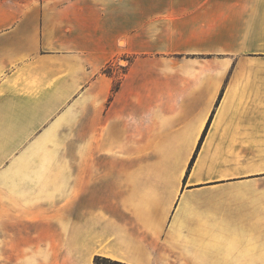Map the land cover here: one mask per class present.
Listing matches in <instances>:
<instances>
[{"label": "crops", "instance_id": "obj_1", "mask_svg": "<svg viewBox=\"0 0 264 264\" xmlns=\"http://www.w3.org/2000/svg\"><path fill=\"white\" fill-rule=\"evenodd\" d=\"M192 232L264 264V0H0V264H187Z\"/></svg>", "mask_w": 264, "mask_h": 264}, {"label": "rangeland", "instance_id": "obj_2", "mask_svg": "<svg viewBox=\"0 0 264 264\" xmlns=\"http://www.w3.org/2000/svg\"><path fill=\"white\" fill-rule=\"evenodd\" d=\"M127 65L128 64L126 59L121 58L117 62L116 67L109 66L107 67V69L104 70L105 73L116 76L118 82L115 84L114 89L119 85V77L122 74L121 68L123 69V71H125ZM115 69L117 70L116 72ZM194 156V161L190 167V163L193 160ZM214 175V151L203 150L202 147H200L199 141L195 150L187 154V176L198 177L199 179H204V177H206L208 179L214 177ZM2 250L3 249H1V253ZM166 250V252L163 251L159 256V261L161 263L169 264L170 262L177 261V259H184V248H168ZM215 260L216 247L214 232L210 235L192 232L190 235L187 236V264H216ZM94 264L116 263L110 262L107 259L101 257V259H98L97 261L95 260Z\"/></svg>", "mask_w": 264, "mask_h": 264}, {"label": "trees", "instance_id": "obj_3", "mask_svg": "<svg viewBox=\"0 0 264 264\" xmlns=\"http://www.w3.org/2000/svg\"><path fill=\"white\" fill-rule=\"evenodd\" d=\"M118 88H119V85H118L113 91H116ZM203 137H204V136H202L200 140H202ZM198 148H199V146H198ZM194 158H195V156L193 157V160H192L191 163H190V167H191V165H192V163H193V161H194ZM98 259H101V257H96L95 260L97 261ZM105 259H107V258H105ZM107 260L110 261V262L116 263V264H126V263H121V262L114 261V260H111V259H107Z\"/></svg>", "mask_w": 264, "mask_h": 264}]
</instances>
